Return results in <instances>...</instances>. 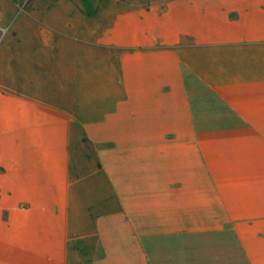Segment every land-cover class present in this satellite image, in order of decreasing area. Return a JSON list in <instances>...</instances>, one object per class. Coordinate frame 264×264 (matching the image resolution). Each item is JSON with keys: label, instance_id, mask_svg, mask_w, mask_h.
I'll return each instance as SVG.
<instances>
[{"label": "crops", "instance_id": "1", "mask_svg": "<svg viewBox=\"0 0 264 264\" xmlns=\"http://www.w3.org/2000/svg\"><path fill=\"white\" fill-rule=\"evenodd\" d=\"M16 6L0 0V264H264V0Z\"/></svg>", "mask_w": 264, "mask_h": 264}, {"label": "rangeland", "instance_id": "2", "mask_svg": "<svg viewBox=\"0 0 264 264\" xmlns=\"http://www.w3.org/2000/svg\"><path fill=\"white\" fill-rule=\"evenodd\" d=\"M194 0H15L16 9L28 12L33 8H45L46 11H55L52 14H46L47 21H57V7L67 11L66 7L77 9L78 15H86L87 13H97L95 20L100 17L101 20L111 17L115 12L122 8L138 7L143 10L166 14L172 12L183 4L191 5ZM197 1V0H195ZM201 1V0H200ZM206 6H212L214 3L227 4L231 0H205ZM99 18V19H100Z\"/></svg>", "mask_w": 264, "mask_h": 264}]
</instances>
